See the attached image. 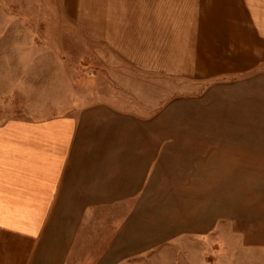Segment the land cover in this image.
<instances>
[{"label": "crops", "instance_id": "0c3cea01", "mask_svg": "<svg viewBox=\"0 0 264 264\" xmlns=\"http://www.w3.org/2000/svg\"><path fill=\"white\" fill-rule=\"evenodd\" d=\"M178 1L192 88L0 124V264H264V0Z\"/></svg>", "mask_w": 264, "mask_h": 264}, {"label": "rangeland", "instance_id": "374dc122", "mask_svg": "<svg viewBox=\"0 0 264 264\" xmlns=\"http://www.w3.org/2000/svg\"><path fill=\"white\" fill-rule=\"evenodd\" d=\"M186 5L0 0V124L53 120L97 103L143 114L177 92L181 75L192 88Z\"/></svg>", "mask_w": 264, "mask_h": 264}]
</instances>
